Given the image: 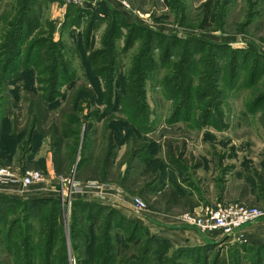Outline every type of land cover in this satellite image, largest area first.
Segmentation results:
<instances>
[{
    "label": "rangeland",
    "instance_id": "374dc122",
    "mask_svg": "<svg viewBox=\"0 0 264 264\" xmlns=\"http://www.w3.org/2000/svg\"><path fill=\"white\" fill-rule=\"evenodd\" d=\"M205 1L116 0L113 5L109 3L129 23H137L167 36H176L178 40L169 42L174 46L170 58L164 61L161 55L167 45L164 42L157 44L151 55L154 60L143 59L141 63L145 69L134 80L133 67L147 34L136 32L139 38L125 47L127 30L123 28L122 36L115 42L112 57L109 58L112 60L109 63H112L111 80L114 84L113 89L108 90L104 79L93 77L91 69L81 59L106 49L104 42L108 24L107 19H103V1L78 0L79 4H74L84 11L99 9L98 12L102 14L103 20L96 22L87 42L88 53H85L82 42L89 13L83 14V18L74 25L63 27L77 13L69 12L65 0H0V127L7 118L20 132L21 141L28 138L33 125L42 137L41 141L36 142L38 147L33 154L29 153L33 145L24 144L22 149L16 148V154L5 156L9 161L0 159V165L14 169L20 166V161L22 163L24 160L25 165L34 156L42 157V165L45 160L54 161V156L60 157L56 160L59 175L71 178L74 173V178L80 182L94 180L110 183L111 194L105 195L115 201H118L117 194L123 196V189L128 199H143L147 210L141 212L139 217H144V213L159 212L165 208L162 205L164 201L178 209L180 213L176 218L180 222L185 214L193 213L200 207L242 203L261 210L262 217L257 221L264 222V100L258 101L264 96V70L257 76L254 85L246 87L243 83L249 78L251 70L249 65L244 66L242 62L243 52H248V56L252 54L249 60L258 58L264 69V0H219L215 11L216 21L212 24L208 19L205 30H201ZM28 34L31 36L28 37ZM39 38L51 40V45L53 42L62 46L66 63L74 71L73 83L60 88L61 95L52 105L43 102L42 92L38 90V74L34 70L33 75L22 74L15 82L1 71L9 67L10 71L24 67L31 42ZM197 38L215 44H228L234 52L227 48L202 46L194 42ZM184 40L192 42L187 45ZM41 46L38 47L40 54L48 43L42 46L44 49ZM186 46L189 59L185 57ZM19 51L22 54L15 64L10 62ZM233 53L239 54L236 70L230 65ZM40 54L36 55V60ZM182 59L189 61V69L184 67L188 70L183 71L184 76H180L179 68ZM104 60L108 61L101 57L100 63H105ZM33 62L35 59L30 62V67L35 66ZM206 69L207 76L204 77L202 74ZM235 72L236 76L233 77ZM132 80L140 83L139 93L134 92ZM29 83L32 84V91L24 88L30 87ZM205 92L206 99L189 102V94L198 97ZM209 92H212L214 99L209 97ZM74 98L81 100V107ZM108 100H112L113 105H107L105 101ZM133 101L139 103L142 124L130 119L131 110L125 112L122 108L124 104L132 106ZM181 104L184 105L183 112L174 119L173 115ZM208 104L211 105V116L203 124L199 117L203 110L198 109ZM74 118L79 121H74ZM69 131L81 133L74 157L68 150L70 146H67L74 144L76 139ZM85 133L87 140H84ZM112 133L113 140L110 139ZM112 147L115 149L111 164L104 165L106 153ZM31 155L32 158L29 157ZM82 159L87 163L77 171ZM35 164L28 162L24 168L42 169ZM114 183L121 184L123 189ZM130 203L126 204L130 206ZM0 206L14 209L5 217L9 223L17 218L11 214H24L22 206L8 205L4 201H0ZM62 211L70 254L68 226L71 207ZM31 225L40 232L41 226L37 221L33 219ZM18 226L24 227L23 224ZM142 226L144 228L136 239L141 237L145 243L151 236L169 243L149 244V258L157 259L158 256L162 264H205L206 258L208 264H213L216 254L221 260H227L228 264H236V253H233L236 250H239L242 264H264V258L260 259V252L252 249L248 239L247 242L221 240L206 245L205 249L194 250L159 238ZM217 233L207 234H213L216 241L222 237ZM131 246L125 255L141 256L139 252L144 244L137 249ZM179 249L182 252H178ZM70 261L76 264L74 259L70 258ZM0 264H17L2 246Z\"/></svg>",
    "mask_w": 264,
    "mask_h": 264
},
{
    "label": "trees",
    "instance_id": "16d2710c",
    "mask_svg": "<svg viewBox=\"0 0 264 264\" xmlns=\"http://www.w3.org/2000/svg\"><path fill=\"white\" fill-rule=\"evenodd\" d=\"M218 2L219 0H206L203 3L204 18L200 25L201 30H205L208 19L212 24L216 21L215 11L218 6ZM101 5L104 7L105 11V18L103 19H107L108 24V28L106 30L108 31V34L106 35V39L104 42V46L106 47V49L100 53H96L95 55L93 54L92 56H87V58L81 57V59H83L87 64V67L91 69L90 74L93 77H102L104 79L108 90H112V85L114 84L113 80H111L112 63H109L112 60L109 58L112 57V52L115 48V42L118 40V38H120V36H122L123 28L127 30L124 43L125 47H128L133 40L139 38L136 32L147 34L144 46L138 53V59H136L133 67L132 78H134V80L138 79L139 76L142 75V71L145 69L144 64L141 63V61L145 58H147L148 61L154 60L151 55L153 49L157 48V44L159 45L162 42L166 43L167 46L164 48L161 57L163 58V61L170 58V51L172 46L174 45H169V42L171 43L173 41H177L178 39L176 36V38L174 36H167L161 34L160 32L143 28L137 23H129L119 12V10L117 11L116 9H114L107 1H103ZM68 10L69 12L74 11L77 13L76 16L72 18V20L69 19L67 22H65L63 27L68 26V24H70V26L72 24L74 25L77 21L79 22V20L83 18V14H90L89 23L83 36L84 43L82 42V44H84L83 50L86 53L88 51L87 42L90 38V34L92 33V30L95 29L96 22L103 20L101 17L102 14L98 12L99 9L93 11H84L83 9L76 7L74 4L69 5ZM69 16L70 14L68 15V18ZM28 23L30 24V22ZM30 36L31 35L28 34V37ZM184 41L187 45L189 44V42H192L189 40ZM50 42L51 40L47 38H39L38 40L34 39L31 42V47L28 49L27 58L25 59L23 64L24 67H17L12 69L11 71H13V73L10 71V67L6 70H1L5 74L7 73L10 77L9 79L13 82L19 80L22 74L33 75L32 70H34L35 73L38 74L37 84L40 86H38V90L42 92V97H44L43 102L46 105L54 104L61 95L60 88L64 85L72 84V80H74V71L70 70L68 64L66 63V57L62 46H58V44H55L53 42L51 45ZM194 42L201 44L202 46L213 47V49H230V46L228 44H215L198 38ZM47 43L48 46L46 49H44L42 46L47 45ZM40 45H42L41 47L44 49H42L43 52H41V54L38 53V51H40L38 48ZM186 48L187 51L184 50L185 57L189 59L188 46H186ZM230 51L234 52V49H230ZM243 53L244 56L242 62L244 66L249 65V70H251L249 78L244 81L243 85L249 87L254 85L257 76L264 69L261 68L262 64H260L261 62L258 60V58L253 57L252 60H249V56H251L252 54L248 56V52ZM21 54V51H19L17 56L13 55L10 62L15 64V60ZM38 54H40V56L39 59L36 60V55ZM109 54L110 56L107 57V55ZM233 55L231 57L230 65L232 67L234 66V70H236L239 54L233 53ZM101 57L108 59V61L104 60L105 63H100ZM262 57L264 59V56ZM33 59H35V62H33L35 66L30 67V62ZM185 61L189 62L188 60ZM187 62L183 61L179 65V68L181 70L180 76H184V72H188V70L184 69V67L189 69ZM207 71L208 70L206 69V71L202 74L204 75V77L207 76ZM235 76L236 72L234 73L233 77ZM28 79L30 78L28 77ZM134 80H132V86H135V88L133 87V89H135L134 92L139 93L141 90V85L139 82ZM190 83L191 82L189 81V84ZM29 84L30 87L24 88L26 90L30 89V91H32V84ZM190 88L191 87H189V89ZM207 89L209 91V86L207 87ZM16 90L18 91V87ZM207 92H205V94H200V96L198 97H196L195 94L193 96L189 94V102L193 99H206ZM209 93H211L209 97L214 99V95L212 94V92ZM75 100H77V105L81 107V100ZM263 100L264 96H261L258 101L262 102ZM105 102L107 105H113L112 100H108ZM183 106V104L178 106L176 112L173 115L175 116L174 119L179 118V116L183 112ZM122 108L125 109V112L131 110L130 119L133 118L135 122H140L141 124L143 123V120L139 117V114L142 113L140 112L141 110L139 108V103L133 101L132 106L124 104ZM198 110H203L199 117L201 118L202 123L205 124L211 116V105L208 104L206 107H200ZM199 117H192V119L194 118L195 120H197L199 119ZM74 121H79V119L74 118ZM0 132H3L2 136L0 135V147L2 148V150L0 151V159L2 161H9V159H6L5 156L9 154H16V150L18 148L22 149L24 144L33 145V147L30 146L29 148V153L33 154V150L38 147V145L36 146V142H39L42 139L40 133L35 131V127L33 125V127L29 130L28 138L21 141L22 136H20V132L16 130L13 122H9L7 118H4L3 126L2 128L0 127ZM69 132H72L73 137L76 139L74 144L70 143V145L67 146H70L68 150L74 157L77 153L78 142L80 140L81 133L76 131ZM86 135L87 133H85L84 140H87L88 136ZM111 138L113 140V133L111 134L110 139ZM67 139L69 140L68 137ZM113 149L115 148H110L106 153V162L104 165L109 166L111 164V158L114 154L112 152ZM29 157L32 158V155ZM86 163L87 161L82 159L78 165L77 171L81 170V168ZM103 163L104 162L101 163L102 167ZM25 170L26 168L23 169V172ZM105 171L107 173V168H105ZM0 201H4L8 205L13 204L22 206L24 211V214H11V216L14 215L13 217L17 218H14L9 223L8 220H5V217L10 215L7 213L14 212V209H11V206H7V208L5 209L0 206V217L4 215V218H2V221L0 222V231L2 232H0V247L2 246L5 253H7L8 256H11L17 264H73V261L71 262L70 258L74 259L76 261V264H162L163 261L161 259L158 260V256L157 259L149 258V244L150 242L160 245L169 244L165 240H160L151 236H149L150 238H148L149 240H147V242L143 243L141 237L136 239L138 233L144 228L139 222H136L137 220L134 221L133 219L128 218L112 206L78 199L72 201L71 204V214L68 226L70 242L69 247L71 249L69 254L66 239L64 214L62 211L61 202L58 198L42 197L22 201L21 199L0 195ZM33 219L40 224V232L33 229L31 225ZM19 224H23L24 227L18 226ZM142 244H144V246L140 248L139 252L141 253V256L129 255L128 257L127 255H125L129 251V245H132L131 247L137 249ZM206 247L207 246L189 249H205ZM244 247L246 248V246ZM251 247L252 249L254 248L262 254L263 257L259 253L260 259L264 258V246ZM232 249L235 250V247H233ZM81 252H83V254H81ZM178 252H182V249H179ZM233 253H236V255L234 254L236 256L235 263L242 264L241 258L239 257V250H236ZM232 258L235 259L233 256ZM205 260V264H208V259L206 258ZM213 264H228V262L225 259L221 260L219 255L216 254L213 260ZM260 264H262V262Z\"/></svg>",
    "mask_w": 264,
    "mask_h": 264
},
{
    "label": "built area",
    "instance_id": "2783aa9c",
    "mask_svg": "<svg viewBox=\"0 0 264 264\" xmlns=\"http://www.w3.org/2000/svg\"><path fill=\"white\" fill-rule=\"evenodd\" d=\"M100 1H107L113 5L116 0ZM96 3L94 6H96ZM65 4L77 5L79 3L78 0H65ZM44 177V173L40 170H25L21 173L10 167L0 165L1 185L16 184L19 185L23 191H27L31 186L40 184ZM57 179L59 181L58 185L60 184L62 189L61 196L58 199L61 202L63 210L71 207L72 196L74 195H84L86 196L85 201L88 202L100 201L103 202L102 204L112 206L105 195V191L111 189V184L97 181L80 182L75 178L72 179V176L71 178L59 176ZM126 209H128L127 212L131 215L140 216L141 212L147 210V206L143 199L135 197L131 200L130 206L126 207ZM261 217V210L242 203H233L217 207H200L193 213L185 214L181 218V222L203 234L218 232L224 237L229 236L227 240L247 242V238L243 233V228L256 222Z\"/></svg>",
    "mask_w": 264,
    "mask_h": 264
},
{
    "label": "crops",
    "instance_id": "0c3cea01",
    "mask_svg": "<svg viewBox=\"0 0 264 264\" xmlns=\"http://www.w3.org/2000/svg\"><path fill=\"white\" fill-rule=\"evenodd\" d=\"M43 144V143H42ZM41 148V147H40ZM61 153V152H60ZM55 155V154H54ZM60 154L59 156H61ZM55 160L50 161L45 160L44 165H42V157L34 156L33 159H31L28 162H33L39 164V167L42 169H39L42 171L45 175L43 181L40 184L31 186L27 191H23L19 185L16 184H7V185H1L0 184V195L11 197V198H17V199H26V200H32L35 198H59L61 196V185L57 179V177L61 176L59 175L57 170V161L60 157H55ZM22 159V158H21ZM63 159V158H61ZM26 162L25 165L28 163ZM20 166L14 168L16 171L23 172L24 169V160H22L18 163ZM35 164V165H37ZM79 181V180H77ZM90 181V180H89ZM94 181V180H92ZM107 183V182H104ZM110 184V183H108ZM116 184L117 187L122 188L121 184ZM123 189V188H122ZM120 191V190H118ZM125 189H123V196H119L117 194L116 198H118V201H115V199L108 198V202L111 203L112 207H116L117 210L124 215H126L130 219H136L138 222L141 223V225H144L146 228H148L153 235H156L159 238L170 240L172 243H180L181 245H184L182 247H189V248H196V247H203L208 244H212L213 242L219 243V241H225L224 236H217L221 237L214 240L215 236L213 234H202L198 230L187 227L186 225H183L180 221L177 220L176 216L180 212H178L175 207L169 206L170 203L167 201H164L162 204L163 209H160L159 212H153V213H144V217L137 216L131 217L134 214H130L127 212L128 209L126 207L129 206V204H126L127 202H131V199H128V195L124 193ZM110 191L107 190L105 193H109ZM121 192V191H120ZM126 192V191H125ZM106 194V196H107ZM111 194V193H109ZM125 194V195H124ZM189 196V191H188ZM86 196L84 195H74L72 196V201L82 199L85 200ZM108 197V196H107ZM123 200H127L124 202ZM123 201V202H122ZM95 203L102 204L103 202L100 201H92ZM168 205V206H167ZM110 206V205H108ZM115 208V209H116ZM163 211V212H161ZM129 213V214H128ZM149 214V215H147ZM151 214V215H150ZM153 214V215H152ZM135 216V215H134ZM243 233L246 235L248 242L250 245L259 247L264 246V222H253L243 228ZM220 235V233H217Z\"/></svg>",
    "mask_w": 264,
    "mask_h": 264
},
{
    "label": "water",
    "instance_id": "95a60500",
    "mask_svg": "<svg viewBox=\"0 0 264 264\" xmlns=\"http://www.w3.org/2000/svg\"><path fill=\"white\" fill-rule=\"evenodd\" d=\"M75 170V169H74ZM74 178V173H73V176H72V179ZM229 238V236L227 237H224V240H227Z\"/></svg>",
    "mask_w": 264,
    "mask_h": 264
}]
</instances>
